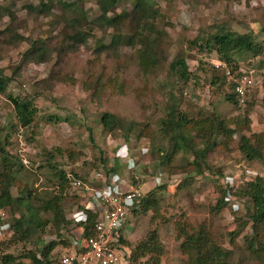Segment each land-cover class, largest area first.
I'll use <instances>...</instances> for the list:
<instances>
[{"label":"rangeland","instance_id":"374dc122","mask_svg":"<svg viewBox=\"0 0 264 264\" xmlns=\"http://www.w3.org/2000/svg\"><path fill=\"white\" fill-rule=\"evenodd\" d=\"M134 1L117 0L111 12H129ZM42 2L49 5V11L42 12ZM70 2L81 7L90 25L98 22L101 9L95 0H0V30L10 28L0 35V72L8 78L0 94V145L9 154L16 155L18 143L16 133L8 129L15 120L8 96L26 98L34 107L31 124L24 131L25 151L21 153L29 164L16 175L19 187L26 185L36 190L42 201L43 192H52L56 186L54 170L48 165L56 163L58 168L67 163L65 168L70 167L81 176L98 177L115 160L118 174L132 179L135 186H142L143 195L158 186L154 178L158 171L169 178L178 176L182 184L175 190H155L156 211H138L128 217L131 224L124 234L129 235V243L155 228L163 247L158 264H183L178 226L204 224L215 241L232 251V262L253 264L254 258L244 249L245 240L240 234H233L244 218L248 205L245 199L236 225L230 221V208H235V203L221 209L214 205L220 196L216 189V185L220 186L217 172L232 174L240 170L250 179L256 175L264 178V150L259 159L248 162L236 149L241 133L249 136L264 131V0H145L143 12L149 16L141 32L161 33L158 64L145 74L138 67V45H127L124 37L135 31L132 22L118 29L95 27L82 43L64 45L63 35L71 31L64 23L75 15L64 9ZM28 4L31 9L26 7ZM220 28L249 33L263 49L256 55L244 51L232 55L231 63L251 69L254 78L241 105L224 98L231 93L225 82L216 79L212 83L218 73L209 61L219 57L203 41ZM112 33L124 36L114 48L101 49L99 46L107 44ZM34 40H44L51 52L42 62H24L23 53ZM60 45L63 48L58 51ZM178 57L184 59L190 73L186 81L177 80L169 70V63ZM171 99L191 119L218 116L231 131V137L206 131L197 136L191 130L193 143L198 147L204 139L201 135L215 141L205 158L193 159L190 150H178L171 155L168 166H159L158 148L162 156L169 147L159 121ZM103 112L121 120L119 130H102L99 119ZM125 133L130 136L127 143L121 137ZM6 138L8 141L4 142ZM128 157L133 163L131 172L123 167ZM195 162L200 165L201 174L193 170ZM206 165L208 168H204ZM89 184L99 183L91 180ZM9 190L12 196L19 195L16 185ZM67 192L61 199L66 218L84 201ZM13 215L17 216L15 210L11 213L8 207L0 209V227L6 225L0 228L1 252L18 256V261L25 264L29 263L24 257L26 252L35 251L39 256L36 249L46 243H54L52 254L59 252L70 225L55 232L48 224L25 241L8 243ZM143 260L136 264H143Z\"/></svg>","mask_w":264,"mask_h":264},{"label":"trees","instance_id":"16d2710c","mask_svg":"<svg viewBox=\"0 0 264 264\" xmlns=\"http://www.w3.org/2000/svg\"><path fill=\"white\" fill-rule=\"evenodd\" d=\"M116 1L117 0H95L101 9V14L98 16V22L94 24V26L86 22V17L81 7L77 6L76 2L65 4L64 6L66 8L64 9L75 15L64 23L66 25L65 27L71 30L70 33L67 32L63 35L65 41L64 45L66 43H69V45L82 43L95 27L98 29H105L107 27L118 29L128 22H132L135 31L131 35L124 36L112 33L108 43L99 47L101 49H112L119 44L120 37L124 36L127 45H138L136 50L138 67L141 73L145 74L158 64L157 45L159 44L161 33L158 30L146 33L141 32L149 16L143 12L146 7L145 0H135L129 12L121 11L119 13H113L111 10ZM41 6L43 8L42 12L49 11L50 7L48 4L42 2ZM26 7L28 9L32 8L30 4L26 5ZM150 17H152V15ZM81 28H83V30ZM8 31H10L9 27L5 30H0V35H5ZM13 34L15 37H18L17 33L13 32ZM195 39L192 43H195ZM203 43L205 46L211 47L219 59L227 63L232 62V55L234 53L244 51L256 55L263 51L261 46L253 40L251 34L236 33L224 28H220L213 34L207 36ZM46 46L47 44H45L44 40L31 41L21 59L24 62L29 61L35 63L46 60L48 54L51 52ZM62 48L63 45H60L58 51L62 50ZM169 70L179 81H186L190 74L184 59L181 57L169 63ZM212 70L218 73L217 76H214L212 83H214L216 79H221L222 82H225L223 75L219 71L215 69ZM7 81L8 78L0 72V94L4 92ZM170 97H172V95H170ZM224 98L233 105L236 104L234 94L229 92ZM8 99H10L9 102L12 104L15 117V120L9 124L8 129L16 133V131L21 128L22 141H25L24 131L26 127L31 124L34 107L26 98L20 99L8 96ZM177 104L176 101L171 99L166 104L165 114L159 121L162 135L167 137L169 143L168 150H166L162 156L160 155L162 150L158 148L160 158L157 162L159 166H168L171 155L175 154L178 150H190L193 159H195V156L199 157V160L205 158L207 151L215 146V141L205 140L204 136L206 135H201L200 138L204 139L203 142H201L202 145L198 147L193 143L195 136L190 134L191 130H193L197 136L205 131L213 135L224 134L227 138H230L232 135L231 131L225 127L224 121L218 116L214 115L210 118L191 119L184 112L178 110ZM99 123L105 133L119 130L121 127V120L109 112L102 113ZM121 137L124 143H127L130 139L127 133L121 135ZM6 141H8V138L4 139V142ZM236 149L248 162L259 159L264 150V131L253 133L249 136L241 133L236 142ZM115 159L117 160V158ZM48 165L50 169L54 170L53 176L56 177L57 182L55 183V188L51 190L52 192H43L44 195L41 201L37 198L36 190L27 188L26 185L19 187V183L17 182L19 179H17L16 175L24 168L19 154L17 152L16 155L9 154L0 145V209L8 207L11 213L13 210L17 213V216H12L13 232L8 243L25 241V239L34 235L37 229L41 230L48 224L53 227L55 232H58L60 227H65L70 224L71 220L64 216L61 206V199L66 191H69V193H67L70 195L76 194L73 189L67 186V178L65 176L67 171L80 180L86 182L94 180L90 176L79 175L70 167L65 168L69 166L67 163H63L61 168H58L57 163ZM206 166H204V168H208V165ZM118 170V165L114 160L111 166L106 167L105 172L102 174L103 176H107L110 173H118ZM193 170L198 174H201L202 171L197 162H195ZM227 174L226 172H217L216 177L219 178ZM181 184L182 182L180 181L178 187ZM14 185H16L17 192L19 193L18 196H12L10 193L9 188ZM164 186V184L158 185L153 191H149L147 194L140 196L138 200L135 201V206L131 215H134L138 211L142 214H145L147 211H156L158 208V199L155 196V190H163ZM216 189L219 191L220 196L215 200V209L223 208L225 205L223 196L225 194L232 197L235 203V208H230V221L232 224L234 223L236 225L235 222L238 221V213L241 206L243 205L244 207L245 203L248 204L245 205L244 218L239 224L237 223L236 227L238 229H236L233 234L238 233L243 237L245 240L244 249L254 258L253 264H264V178H262V176L260 177V175H256L250 180L238 183L233 189H225L218 185H216ZM42 215L46 216L44 217ZM94 219L95 215L87 211L86 221L84 223L86 233L91 232L90 226ZM178 238L180 240L178 244L179 252L185 257L183 264H242L241 261L232 262V251L215 241L211 232L204 224H198L191 228L186 225L178 226ZM121 243L128 247L132 264H136L141 259H144L143 264L159 263L163 247L155 228L148 230L143 238L133 244L129 243L128 239H122ZM53 248L54 243L49 242L36 249V251L39 252V256L35 251H27L24 257L29 260L28 264H54L55 256H53L51 252ZM0 264L25 263L18 261V256L16 255L0 251Z\"/></svg>","mask_w":264,"mask_h":264},{"label":"built area","instance_id":"2783aa9c","mask_svg":"<svg viewBox=\"0 0 264 264\" xmlns=\"http://www.w3.org/2000/svg\"><path fill=\"white\" fill-rule=\"evenodd\" d=\"M209 63L213 69L223 75L227 86L235 96L236 104H243L247 91L254 84L252 70L227 63L217 57L210 59ZM16 140L17 153L22 164L26 166L29 162L21 154L25 151L21 128L16 131ZM127 161L130 164L128 159ZM65 176L68 188L83 197L84 201L79 208L71 210L67 217L71 220L70 226L65 243L60 246L57 254H53L54 264H132L128 247L121 243L122 230L128 217L131 216L135 201L143 195L140 187L129 184L118 173L103 176L100 172L98 177L95 175L96 178H93V181L99 183L96 186L78 179L68 171ZM154 178L155 184H164L166 191L175 190L181 181L178 176L163 180L160 174H156ZM217 179L220 180L219 185L225 189H233L238 183L250 180L247 174L240 170ZM223 200L228 206L233 202L228 194L223 196ZM87 211L95 215V219L91 222L90 233H86L84 225Z\"/></svg>","mask_w":264,"mask_h":264},{"label":"crops","instance_id":"0c3cea01","mask_svg":"<svg viewBox=\"0 0 264 264\" xmlns=\"http://www.w3.org/2000/svg\"><path fill=\"white\" fill-rule=\"evenodd\" d=\"M127 159L130 161V164L128 163V161H127ZM124 169H125V171H127V172H131L132 171V168H133V163H131V159H129V157L128 158H125V161H124ZM231 173V172H230ZM156 174H160V176H161V178L162 179H165V178H168V176H164V173H161V172H157ZM155 174V175H156ZM92 178H94L95 177V175L94 176H91ZM96 178V177H95ZM127 182H129V184L130 183H132V179H130L129 177H127L126 175H125V178H124ZM133 179L134 180H138V177L137 176H133ZM132 184H135V183H132ZM140 189L142 190L143 189V187L141 186L140 187ZM128 223H130L129 222V220L127 221V223L125 224V226H124V228H123V230H122V236H123V239H129V235H127L126 234V236H125V234H124V231H126L127 230V228L129 227V225H128ZM131 224V223H130Z\"/></svg>","mask_w":264,"mask_h":264}]
</instances>
